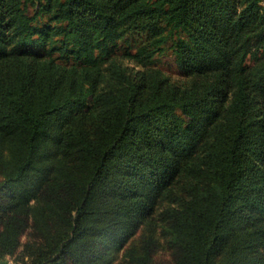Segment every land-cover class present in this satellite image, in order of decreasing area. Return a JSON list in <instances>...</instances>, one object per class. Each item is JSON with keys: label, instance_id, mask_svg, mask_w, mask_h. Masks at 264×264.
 Masks as SVG:
<instances>
[{"label": "trees", "instance_id": "obj_1", "mask_svg": "<svg viewBox=\"0 0 264 264\" xmlns=\"http://www.w3.org/2000/svg\"><path fill=\"white\" fill-rule=\"evenodd\" d=\"M263 2L0 0V261L264 264Z\"/></svg>", "mask_w": 264, "mask_h": 264}, {"label": "rangeland", "instance_id": "obj_2", "mask_svg": "<svg viewBox=\"0 0 264 264\" xmlns=\"http://www.w3.org/2000/svg\"><path fill=\"white\" fill-rule=\"evenodd\" d=\"M157 66L168 75L171 81L179 84H184L186 82L184 76L178 71L174 63L173 57L171 55V52L169 50L158 58ZM0 197L2 199L5 198L3 194H0ZM163 204L164 202L161 204H157L155 211L160 209L163 206ZM29 230L30 229H26L21 233L20 235L21 243L27 241L30 238ZM155 234L158 240V246L156 247V254L154 256L156 262L158 263L160 262L162 264H174L172 250L170 247V243L167 240L166 233L162 228L158 227ZM127 242H125V244ZM19 252H20V247L12 255L6 256L4 259H2L0 261V264H22L21 261L18 259ZM112 258L113 260L111 264H119L121 261V249L115 251V253L112 254Z\"/></svg>", "mask_w": 264, "mask_h": 264}]
</instances>
